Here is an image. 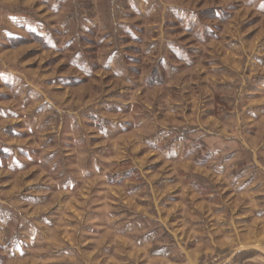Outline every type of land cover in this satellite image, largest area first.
<instances>
[{"label":"rangeland","instance_id":"obj_1","mask_svg":"<svg viewBox=\"0 0 264 264\" xmlns=\"http://www.w3.org/2000/svg\"><path fill=\"white\" fill-rule=\"evenodd\" d=\"M0 264H264V0H0Z\"/></svg>","mask_w":264,"mask_h":264}]
</instances>
